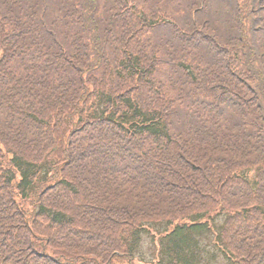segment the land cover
<instances>
[{"label":"trees","instance_id":"16d2710c","mask_svg":"<svg viewBox=\"0 0 264 264\" xmlns=\"http://www.w3.org/2000/svg\"><path fill=\"white\" fill-rule=\"evenodd\" d=\"M0 264H264V0H0Z\"/></svg>","mask_w":264,"mask_h":264},{"label":"rangeland","instance_id":"374dc122","mask_svg":"<svg viewBox=\"0 0 264 264\" xmlns=\"http://www.w3.org/2000/svg\"><path fill=\"white\" fill-rule=\"evenodd\" d=\"M149 242H151L150 238L145 237V251L148 250V248H149Z\"/></svg>","mask_w":264,"mask_h":264}]
</instances>
